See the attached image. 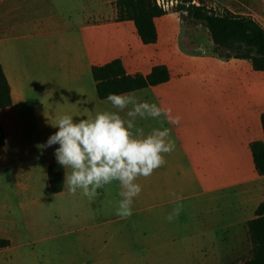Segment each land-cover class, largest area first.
<instances>
[{
	"label": "crops",
	"instance_id": "obj_1",
	"mask_svg": "<svg viewBox=\"0 0 264 264\" xmlns=\"http://www.w3.org/2000/svg\"><path fill=\"white\" fill-rule=\"evenodd\" d=\"M203 1L216 13L251 18L264 30V0ZM153 23L156 42L143 44L132 21L117 20L114 0H0V66L12 100L0 109V124L12 108L21 107L33 64L46 66L45 71L54 69L50 80L49 72L41 70L38 84L44 91L58 78L68 85L59 98L53 96L58 107L66 102L70 112L88 98L94 100L77 84L81 77L91 76L92 67L119 59L125 74L146 76L153 67L165 66L166 82L128 92L180 117L179 124L165 116L138 117L135 122L146 132L168 128L175 142V150L165 157L167 163L152 176L153 196L160 206L155 239L169 245L178 244V238L191 245L226 244L236 234L247 233L246 223L264 201V175L256 173L250 150V144L263 139L264 71L254 70L244 59L219 58L208 30L185 13L172 10ZM45 52L47 57L36 55ZM91 84L95 91L93 80ZM96 99L91 107L95 113L103 112L105 103L117 111L107 99ZM126 111L121 115L126 117ZM157 182H171L175 190L187 194L184 200L193 198L192 220L180 236L177 216L171 222L166 219L174 209L170 207L174 202L164 198L171 191ZM230 197L237 202L226 207ZM217 227L224 233L213 232Z\"/></svg>",
	"mask_w": 264,
	"mask_h": 264
},
{
	"label": "rangeland",
	"instance_id": "obj_2",
	"mask_svg": "<svg viewBox=\"0 0 264 264\" xmlns=\"http://www.w3.org/2000/svg\"><path fill=\"white\" fill-rule=\"evenodd\" d=\"M177 4L170 11H175ZM223 52L233 54L235 49ZM44 54L48 56L46 52L36 55ZM34 65L27 72L31 84L23 86L21 107L12 108L2 121L6 141L0 147V240H8L9 244L0 249V264H226L240 263L249 257L247 233L242 232L226 244L191 245L183 238H178L175 245L158 243L155 221L160 206L153 196V174L137 180L143 190L134 199L132 215L127 219L116 215L121 199L117 181L99 189L92 199L82 196L79 190L71 194L65 186L60 193L47 192L46 168L57 162L54 151L59 145L43 150L37 145L45 144L49 136L58 131L53 127L58 115L70 114L77 121L94 117L92 103L97 97L91 76L81 77L77 84L91 93L94 100L88 98L71 112L66 102L58 107L54 96L59 98L68 85H63L64 81L58 78L50 81L51 91H44L38 79L41 70L47 68ZM44 73L50 80L54 69L49 68ZM101 108L111 111L106 103ZM136 127L139 128L137 124ZM156 184H162L164 190L177 196L187 195L175 190L171 182ZM171 193L164 197L174 202L170 207L182 204L175 221L180 236L186 230L185 224L192 220L189 203L193 198L188 196V200L176 201ZM236 202L230 197L225 205L232 207ZM214 230L224 233L219 227Z\"/></svg>",
	"mask_w": 264,
	"mask_h": 264
},
{
	"label": "clouds",
	"instance_id": "obj_3",
	"mask_svg": "<svg viewBox=\"0 0 264 264\" xmlns=\"http://www.w3.org/2000/svg\"><path fill=\"white\" fill-rule=\"evenodd\" d=\"M106 99L117 111L97 112L92 118L78 121L70 114L58 115L53 124L58 131L37 148L59 145L54 155L60 166L71 169L64 177V186L71 194L79 190L82 196L92 199L99 189L119 182L121 199L116 215L127 219L132 215L134 199L143 190L137 180L148 178L163 167L166 155L175 150L170 129L153 128L145 135L143 128L136 127L137 118L165 116L171 123L179 124L180 117H171L170 109L155 103L139 101L134 93H110ZM125 110L126 117L120 115ZM171 195L176 201L183 199L174 192ZM181 209L182 204L177 203L166 219L171 222Z\"/></svg>",
	"mask_w": 264,
	"mask_h": 264
},
{
	"label": "trees",
	"instance_id": "obj_4",
	"mask_svg": "<svg viewBox=\"0 0 264 264\" xmlns=\"http://www.w3.org/2000/svg\"><path fill=\"white\" fill-rule=\"evenodd\" d=\"M178 0L177 12L185 13L193 21L203 25L213 43V53L222 59H244L256 71H264V30L251 18L237 17L229 12L216 13L205 6L203 0ZM117 20L132 21L137 35L143 44H154L157 36L153 19L164 14L155 0H114ZM235 49V53L223 51ZM165 66L158 65L146 75L125 74L121 61L115 59L102 66L91 68L98 99L104 100L110 93L121 94L137 91L168 80ZM12 103L10 88L0 66V109ZM263 139L250 144L252 161L256 173L264 175V114L260 119ZM5 144V133L0 124V147ZM46 190L51 194L60 193L64 186V168L57 162L46 169ZM250 244L249 257L243 262L226 264H264V201L254 210V218L246 223ZM8 240H0V249L7 247Z\"/></svg>",
	"mask_w": 264,
	"mask_h": 264
},
{
	"label": "built area",
	"instance_id": "obj_5",
	"mask_svg": "<svg viewBox=\"0 0 264 264\" xmlns=\"http://www.w3.org/2000/svg\"><path fill=\"white\" fill-rule=\"evenodd\" d=\"M156 5L164 12L168 13L172 9L174 4H177V0H155Z\"/></svg>",
	"mask_w": 264,
	"mask_h": 264
}]
</instances>
